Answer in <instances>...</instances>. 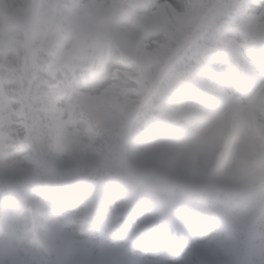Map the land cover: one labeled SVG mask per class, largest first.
Here are the masks:
<instances>
[{"label":"trees","instance_id":"trees-1","mask_svg":"<svg viewBox=\"0 0 264 264\" xmlns=\"http://www.w3.org/2000/svg\"><path fill=\"white\" fill-rule=\"evenodd\" d=\"M35 2H38V15L42 18L38 24L71 14H79L87 24L94 21L116 24L119 19L133 20L138 11L123 0ZM115 2V17L104 19L95 13L100 6L109 7ZM14 4L11 0L10 5ZM34 18L27 10L16 15H0V55L21 58L32 53ZM74 28L80 31V36H86V31L78 26ZM57 34L64 43L55 46L50 56L62 54L65 43H69L62 39L60 31ZM128 38L131 34L116 29L113 43L98 44L102 47L100 56L118 48ZM242 43V50L232 51L226 47L213 50L200 77L212 88L240 98L243 103L233 102L215 90L200 94L192 89L178 88L164 94L161 102L149 98L143 103L124 105L123 118L102 128L77 121L75 131L80 144L76 147L65 146L51 131L30 136L25 130L21 139L7 145L9 156L1 161L4 168L0 169V239L43 251L50 222L65 221L67 215L72 214L77 229L86 236L120 244L126 255L144 256L151 264H239L238 258L243 259L242 255L249 249L253 254L257 245H264V145L260 147L254 141L256 135L264 136V101L251 105L246 97L264 83V53L260 41L253 44L242 39ZM220 53L225 58L216 60ZM187 106L196 108L199 113L175 118L167 111V108ZM230 106L239 109L240 114ZM197 127L204 128L199 138H195ZM149 135L177 142L206 168L211 183L203 198H157L125 178L123 159L127 144L133 138ZM28 150L35 153L33 162L19 159L18 153ZM230 169L234 179L239 181L238 187L221 182ZM114 191L132 199L124 220L105 218V194ZM143 208L155 218L132 221ZM180 218L197 222L206 232L214 226H231L238 236V248H229L232 258L217 262L225 256L219 241L215 247L219 251L205 246L208 260L201 257L185 244L187 234ZM247 232L253 237L250 246L246 242L242 244ZM252 261L256 264L254 258ZM257 264H264V261Z\"/></svg>","mask_w":264,"mask_h":264},{"label":"snow or ice","instance_id":"snow-or-ice-1","mask_svg":"<svg viewBox=\"0 0 264 264\" xmlns=\"http://www.w3.org/2000/svg\"><path fill=\"white\" fill-rule=\"evenodd\" d=\"M145 16L142 32L106 55L70 51L30 53L13 60L0 55V161L22 138L51 131L76 147L77 121L102 128L123 118L122 107L188 88L215 90L201 70L221 47L242 50L243 41L264 44V0H123ZM264 101V83L246 97Z\"/></svg>","mask_w":264,"mask_h":264},{"label":"rangeland","instance_id":"rangeland-1","mask_svg":"<svg viewBox=\"0 0 264 264\" xmlns=\"http://www.w3.org/2000/svg\"><path fill=\"white\" fill-rule=\"evenodd\" d=\"M9 1L10 0H0V15L1 12L7 11L8 13H13L14 11L18 12L23 9H27L29 12L32 11L33 14L35 10V0H12L15 2L13 10H8ZM153 2H156V0ZM139 18L140 20H143L144 27V14ZM72 21L78 22L80 27L83 29L85 28L86 24L82 22L79 15L66 17L65 22L62 20H50V24H46V26L36 25L35 28L33 26L32 30H34L31 32L33 50L38 51V49L44 50L50 48L54 44V41H56L54 38V31L59 27L70 29L68 24ZM118 27L125 31H128L130 28L127 27L123 21L118 22ZM132 27L133 28L131 30L133 32V36H136L140 31L139 27L136 25ZM63 34L69 33L66 32ZM82 37L83 42L81 45L77 46V50H75V52L85 55H93L96 47L92 46L90 49L84 48L87 45L88 40L86 36ZM237 39H240V37H237ZM8 58L16 60L20 57L18 55H12ZM189 111L192 112L193 110ZM250 133L254 132L250 130ZM197 134L202 135L203 130H198ZM263 138L257 135L254 137V140L262 146ZM5 154L6 152L4 150L3 156H5ZM33 157L34 155L31 152L22 153L19 156L20 160L23 162H28L32 160ZM227 180L230 184L236 185V182L233 180L231 175L228 176ZM128 203L129 199L117 192L108 194L107 216L115 217L123 213L127 210ZM146 214L147 212L144 211L143 215ZM69 217L67 218L68 221H70ZM50 226L51 234L46 237V250L42 252L30 248L18 247L9 240L1 239L0 264H150V261L145 258H135L134 256L129 257L125 255L119 245H108L85 236L82 232L73 229L75 224H71L70 226L64 222L58 221L52 222ZM191 229L192 232L189 234L191 237L189 242H192L193 247L196 248L204 257L205 254L202 252L201 242L206 246V248H210L211 243H213L215 239H233V230L229 227H216L208 234L201 232L196 225H193ZM248 234L249 232L245 234V239L242 244L246 242ZM258 254L260 257L264 256L263 248H259ZM246 264L250 263L247 262Z\"/></svg>","mask_w":264,"mask_h":264},{"label":"clouds","instance_id":"clouds-1","mask_svg":"<svg viewBox=\"0 0 264 264\" xmlns=\"http://www.w3.org/2000/svg\"><path fill=\"white\" fill-rule=\"evenodd\" d=\"M85 29L87 39L93 44L115 41L116 24L112 21L90 22ZM123 170L129 182L157 198H203L211 183L206 168L177 142L150 135L129 141Z\"/></svg>","mask_w":264,"mask_h":264}]
</instances>
